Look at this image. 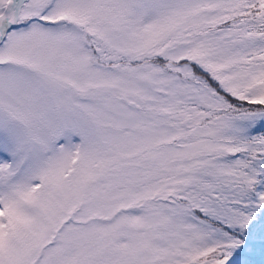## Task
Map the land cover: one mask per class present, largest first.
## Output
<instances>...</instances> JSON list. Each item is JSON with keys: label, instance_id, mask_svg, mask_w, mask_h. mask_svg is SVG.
<instances>
[{"label": "snow or ice", "instance_id": "obj_1", "mask_svg": "<svg viewBox=\"0 0 264 264\" xmlns=\"http://www.w3.org/2000/svg\"><path fill=\"white\" fill-rule=\"evenodd\" d=\"M0 264H264V0H0Z\"/></svg>", "mask_w": 264, "mask_h": 264}]
</instances>
